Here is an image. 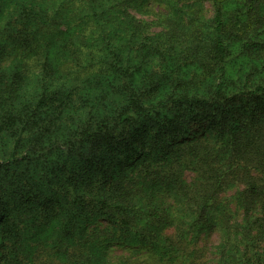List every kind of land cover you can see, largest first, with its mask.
Listing matches in <instances>:
<instances>
[{"label":"trees","instance_id":"trees-1","mask_svg":"<svg viewBox=\"0 0 264 264\" xmlns=\"http://www.w3.org/2000/svg\"><path fill=\"white\" fill-rule=\"evenodd\" d=\"M152 1L164 2L173 13L177 14L180 11L178 3L186 0ZM206 1L211 3L213 9V16L206 27L214 26V30L219 32L221 36H223L226 28L230 27L228 35L234 40H240L247 35L243 34L242 36L236 30L237 24L240 23L238 15L229 13L227 22L222 18L224 15L222 11L223 4L227 0ZM98 2L100 1L88 0L87 11H91V15L84 14L86 17L95 18L98 15L96 11ZM130 2L131 0H116L112 6L122 4L129 6ZM244 5L247 9L244 13L248 18L247 21L251 20L256 29L260 24L264 26V0H244ZM239 11L237 9V12ZM58 19V15H54L51 20L50 16L43 17L38 24V31L43 30L44 35L49 34L52 31L53 24ZM176 19L177 17H173L171 20H166L165 17L160 19L159 16L157 20L173 23ZM130 21L135 28L140 24L134 17H131ZM188 21L192 26L191 16H188ZM244 24L241 25L242 28H244ZM233 27L235 31H233ZM33 33L34 36H38V32ZM19 34L21 35L20 40L23 42L32 38L26 37L22 31ZM199 35L203 34L199 33ZM256 47L264 50V41L249 38L242 45V51L251 52ZM25 48L30 50L32 46H25ZM229 52V48L223 46L222 40L218 37L206 55L209 59L219 63L224 62ZM73 55L79 63L81 54L78 55L73 50ZM212 70H214V66ZM126 75H129V73H126ZM17 80L18 73L13 72L11 85H17ZM223 90L224 83L221 82L213 99L212 97L188 98L183 96L175 100L170 98L169 103L160 106L168 108L174 113L172 120H170L171 132L167 131V124L159 119L160 124L157 125L150 136L139 133L132 134L129 129L136 117L129 113L125 118H122V114L114 115L110 119L101 121L94 128L89 125L85 133L73 135L67 139L66 142L74 143L75 137L77 140L75 143L81 145L80 148L75 147L73 150L77 151V160L82 161V163L70 172L58 167L63 173L64 180L68 183L66 196L64 194L56 196L52 191L47 196L46 192L49 190H45L27 199V195L22 193L23 190L17 184L12 188L5 186V190L10 193L0 194V243L2 239L11 243L16 242L18 241L16 235L17 233L20 234L19 228L16 232H12L10 229L19 227L15 219L10 216L3 218V216L11 214V211H14L15 214L20 208L21 212L31 213L37 210V204H40L42 213L46 215V211L53 209L52 206L56 204L58 205L56 211L62 219L56 227L55 234L68 230L71 225H74L76 221L78 222L79 213L92 210L119 229L118 238L125 237L129 243H150L153 249L168 255L165 257L171 263L176 260L175 258L182 257L184 259H181L183 264L186 261H189L187 264H195L193 249H177L179 239H176L175 242L171 235L161 234L151 225V222L160 220L164 215L168 216L170 210L173 211L179 202H183L190 210L191 218L188 226L190 224L201 226L208 218L214 217L217 220V225L222 229L223 242L221 245H223L229 239L231 240V230L229 229L226 212L220 211L221 213H218L217 216L214 215V212L216 214L218 211L215 204L219 192L232 181H239L244 185L240 193L241 205L247 213L242 231L245 239L244 245L253 244L251 233L253 229L256 230L257 236L259 234V237L264 240V100H262L263 103L253 101L251 105L253 108L249 107L243 113V109L233 107L230 103L242 99L244 94L232 93L225 97ZM262 91H264V85H256L249 91L252 94L251 99L261 98L259 94ZM144 95L151 94L144 93ZM223 99L225 101L223 106L218 112H214L211 108L213 104L210 102H223ZM132 110L138 111L139 109L136 107ZM9 116L10 113L0 117V126L8 130L9 138L14 141V146L11 150H7L10 153L0 161V169L4 170L7 180L9 179L13 183L15 178L12 173L13 166L27 158L28 153L16 154V145L22 137L20 135L15 136L12 132V123ZM195 119L210 120V133L204 138L196 137L177 141L184 137L182 129L186 128ZM24 123H26V120L22 121L21 128H23ZM39 125L35 129H43L42 133L44 135L50 126V121L47 123L41 121ZM31 147L35 148L36 146ZM163 154H165L163 162L156 163L154 167H147L145 161L150 163V160H147L146 157L152 159L161 156L162 158ZM54 160H57V156ZM137 163L145 165V175H142L141 171H137L132 175L128 174L129 169H136ZM184 167L190 168L195 173V179L192 183H188L182 178L181 169ZM99 175L100 178H97L96 176ZM146 176H148L147 180H145ZM80 182H83L81 187H84V191L78 190L80 189ZM148 182H152L160 190L153 194L155 197L157 196L156 202L148 207L146 218H144L153 220L147 221L144 228L141 229L137 228L136 225L141 220L139 218L140 212L146 207L137 208L134 201L136 197H139L143 201V205L148 203L145 194V186ZM38 189L41 191L42 188L38 187ZM12 190H15L16 195H20L14 198L13 201L10 200ZM143 197L145 199L142 200ZM7 202H13V206L8 207ZM254 208L259 210L260 215L249 216V211ZM117 211L119 212L118 215L116 214ZM4 229L8 232L3 233ZM186 231L181 230L179 237L181 238L182 233L184 235ZM109 233L113 238H117L115 231ZM86 244H88L87 240H81L75 247L66 248L67 264H105L103 262L98 263L96 257L90 255L87 256H90L89 258L83 257V250L87 249ZM3 248V244H0V264H4L3 260H6L5 254L7 252L3 253ZM169 251H180L181 253L179 252L180 255L170 256L167 254ZM189 256L191 259H188ZM228 256L229 253L222 246L219 264H264V248L261 251H255L247 250L244 247L239 255L233 253L231 257L228 258ZM36 258L38 256L35 257V260ZM60 263L66 264L65 262ZM37 264H46V262L41 261Z\"/></svg>","mask_w":264,"mask_h":264},{"label":"rangeland","instance_id":"rangeland-1","mask_svg":"<svg viewBox=\"0 0 264 264\" xmlns=\"http://www.w3.org/2000/svg\"><path fill=\"white\" fill-rule=\"evenodd\" d=\"M97 8L102 10L98 13L95 18L86 17L85 15H80L79 12L74 11L76 4H88V0H61L60 7L52 12L51 14L47 9H42L40 4L44 0H0V23L3 27L0 28V67H3L5 63L12 58L13 52H23L25 56L31 55L36 47H38L39 42L47 38L45 48L51 50L60 41L68 38V42L63 45L65 49L68 48L69 44L72 43L71 33L73 28H79L80 31H84L90 24L94 21L103 19L105 16L108 17L107 22H111L116 19L117 16L121 17L127 22V25L132 29V36L130 37V45L132 49H137L143 51L148 49L149 55H159L161 62H166V54L169 52V48L165 47L166 44H170L171 40L178 34H183L184 28H188L190 23L188 21V16L192 17V26H195L196 33L203 34L200 32L201 28H205L211 21L213 16V9L211 3L206 0H186L178 3L179 13H173L169 7L165 5L164 2H153L152 0H131L130 5H116L110 6L104 9L102 7L104 0H99ZM88 9V6H87ZM87 9L81 8V12H87ZM7 14L8 19L5 22L4 17ZM58 15L59 19L52 26V31L49 34L44 35L43 30L38 29L36 31H31L32 25H38L43 17L50 16V20ZM178 15V16H177ZM130 16V17H129ZM165 17L166 20H171L173 17H177L174 22H164L157 20ZM201 16L207 18V23L201 21ZM129 17V18H128ZM134 17L140 24L135 26L131 23L130 18ZM178 21V22H177ZM185 21V23H184ZM249 25H253L251 20H248L243 26L247 29ZM184 26V28H183ZM258 28L262 27L260 24ZM230 27L226 28L223 35H228V30ZM127 30V29H126ZM22 31L26 37H32L26 42L20 40L19 32ZM233 31L235 28L233 27ZM255 35H259L256 28L253 29ZM33 32H38V36H34ZM247 34L244 32V35ZM140 37L139 44H132L131 42ZM231 38V37H230ZM11 45V47H10ZM25 46H32L29 50ZM78 55L80 54L78 49H74ZM26 51H28L26 53ZM89 55H91L89 53ZM231 52L227 56H230ZM226 56V57H227ZM240 56H246L250 60L264 58V50L256 47L251 50V52H241L237 57H233L232 61H226L227 63H232ZM180 59L185 61V65L189 62L187 56L181 55ZM50 63L46 60L45 68H50ZM93 65H89L91 68ZM141 66H136L135 71H140ZM28 66L26 64H20L17 66V70L14 71L18 73L17 85H10V87L15 90L19 87L23 81L25 74L27 72ZM87 71V69H84ZM241 71L243 68L241 67ZM264 72V67L257 68L256 65H252L247 73H244L243 80L240 82V78L237 80H229L227 84L224 83L223 95L226 97L232 93H243L242 99L235 100L231 102L230 105L238 109H243V113L252 107V102L257 101V103L264 100V91L259 95V99H251L252 94L249 93L256 85L262 84L264 82H258L253 84L256 77ZM130 75V73H129ZM167 79L166 75H162L160 80L155 81L151 88H149L146 94H155L160 87L163 85V81ZM264 80V78H262ZM185 82L180 80L177 82V87L184 86ZM229 88L238 89L237 91L229 92ZM215 93L211 96L212 99ZM210 97V98H211ZM223 102L211 101L213 104L211 107L214 112H218L223 106ZM43 103V101H42ZM215 103V104H214ZM263 103V102H262ZM262 105V104H261ZM39 107V106H38ZM257 107V106H254ZM173 112L165 107H160L155 111V115H145L142 118L136 117L134 123L130 127V133L132 134H144L150 136L157 125L160 124L159 119L164 121L168 129L171 132L170 120H172ZM19 118L10 114L9 120H11V130L14 132L15 136H21L22 138L18 141L16 145V154L22 155L24 152L28 153L27 158L20 161L13 166L12 173L15 175L13 183L5 176L4 170L0 169V194L10 193L5 190V186L14 187L16 184L23 190L22 193L27 195V199L32 198L33 195L40 194L45 190L46 195L49 196L50 191L57 195H65L68 189V183L64 180L62 170L68 172L72 171L78 167L82 161L78 159L77 151L73 149L80 148L81 145L75 143L77 140L74 137L75 142H66L60 140H53L45 143V140L54 135L55 130L58 126L54 125L51 120L48 130L45 131L44 135L42 130H36L33 132L39 122L43 121L41 114L38 110L33 111L32 115L26 119L23 128L17 126V120ZM210 120H198L195 119L191 121L186 128L182 129L184 131L183 138L181 137L177 141H182L185 139L204 138L208 133H210ZM40 127V125H39ZM0 161L10 152L8 149H12L14 146V141L9 138V132L3 126H0ZM27 132L29 135H24ZM32 143V144H31ZM31 146H36L31 147ZM31 149H34L33 151ZM57 156V160L54 158ZM147 167L154 166L156 163H161L165 159V154L159 156L158 158L149 159L146 157ZM58 163V165H57ZM137 171H141L142 175H145V165L137 163L136 169H129L128 174L132 175ZM182 178L188 182L192 183L195 179V173L190 168L181 169ZM75 176V175H74ZM70 176V177H74ZM100 178L99 176H96ZM96 179V178H95ZM148 179L146 176L145 180ZM48 181V183H46ZM81 181V180H79ZM46 183V185H45ZM83 182L79 183V191H84V187H81ZM38 187H41L39 191ZM151 188L150 190L148 188ZM244 185L239 181H232L227 184L218 194L216 200V210H218L214 215L224 211L228 215L229 229L231 230V240L221 245L222 241V229L217 225V220L214 217L208 218L203 225L193 226L189 223L191 218L190 210L187 209V205L183 202L185 206L187 216L185 219H181L178 216L172 214V210L169 211V215H164L157 221H152L151 225L164 235H171L173 241L179 239V243L176 246L177 249L183 250L193 249V255L195 264H219V258L221 255V247L223 246L225 251L229 253V257L233 253L241 252V250L246 247L247 250L261 251L264 248V240L257 236L256 230H252L253 244L245 246V239L242 235L244 218L247 215L246 211L241 205L240 193ZM152 182H148L145 186L146 199L148 203L144 205L146 208L140 212V219L146 218L147 209L156 202L155 194L159 191ZM39 191V192H38ZM38 192V193H37ZM20 195L15 194V190H12L10 194V200L13 201L14 198ZM145 197L142 198V200ZM34 200V198H33ZM19 203V198H18ZM8 207L13 206V202L6 203ZM37 210L31 213L21 212V208L15 212L11 211L9 215L3 216V218L10 216L15 219V222L19 224V227L10 228L12 232H16L19 228V233L16 237L18 241L10 242L3 239L0 244H3V253H6V260L4 264H37L41 261L46 262V264H61L60 262H65L67 264V254L66 248H73L76 244L80 243L81 240H87V249L83 250V257L89 258L90 256L96 257L98 263L105 264H183L182 257L175 258L174 262L167 261L164 259L165 256L158 250L153 249L150 243L134 242L129 243L125 237L118 238L120 231L117 227H114L111 222L101 216L95 211H83L80 214L78 222L76 221L74 225H71L68 230L62 231L60 234H55L57 224L54 222L60 218L56 209L58 205L54 204L53 209H48L45 213H42L40 204H37ZM118 211L116 214L118 215ZM193 214V213H192ZM14 215V216H12ZM249 216H257L259 210L254 208L249 211ZM170 217V218H169ZM2 218V217H1ZM153 219H147L151 221ZM34 224V226H32ZM181 230H187L181 238L179 233ZM115 231L116 237L110 236V233ZM8 231L4 229L3 233ZM58 235V236H57ZM221 245V246H220ZM231 249V250H230ZM14 250V251H12ZM180 252V251H179ZM179 252L169 251L167 254L170 256L180 255ZM251 252V251H250ZM249 252V254H250ZM10 253V254H9ZM90 255L89 257H87ZM192 255V256H193ZM35 260V257H37ZM188 259H191L189 256ZM184 260V259H183ZM189 261H186L187 264Z\"/></svg>","mask_w":264,"mask_h":264},{"label":"clouds","instance_id":"clouds-1","mask_svg":"<svg viewBox=\"0 0 264 264\" xmlns=\"http://www.w3.org/2000/svg\"><path fill=\"white\" fill-rule=\"evenodd\" d=\"M60 2L61 0H44L40 7L47 9L51 14L60 7ZM115 2L116 0H104L102 7L109 8ZM81 8L87 9V4L77 3L74 11L80 15H91V11L81 12ZM237 9L240 11L237 12ZM101 10L96 8L97 13ZM222 11L225 22L229 13L238 15L240 23L237 24L236 30L242 36L244 32L247 35L240 40H234L227 34L221 36L214 30V26L201 28L203 35H199L195 26H189L184 29L183 34L176 35L170 44L165 45L169 52L164 63L159 55H149L148 49L140 51L131 48L132 29L119 16L111 22H107L108 17L105 16L94 21L82 32L74 27L70 34L72 43L67 49L63 47L68 42L66 37L51 50L45 48L47 38L41 40L29 56L14 51L12 58L0 67V117L9 113L18 117L19 127L33 111L38 110L45 123L51 120L58 126L54 135L45 140V143H48L57 139L64 141L73 135L85 133L89 125L94 128L101 121L117 114H122V118L129 113L139 118L155 115V111L169 103L170 98H210L221 82L227 84L229 80H237L238 77L242 82L244 73H247L252 65L257 68L264 67V58L250 60L246 56H240L232 63H217L209 59L206 53L218 37L223 46L228 47L231 52V55L225 58L226 61L237 57L242 45L249 38L264 41V26L256 29L259 35L254 34L255 25H249L247 29L241 27L248 19L244 15L247 11L244 0H227ZM7 19L6 14L5 22ZM201 21L207 23V18L201 16ZM2 27L3 24L0 23V28ZM38 28L39 25L34 24L31 31ZM139 42L140 37H137L131 43L138 45ZM74 49H78L81 54L79 63L73 55ZM182 54L187 56L189 61L186 65L185 61L180 59ZM46 60L51 65L48 69L45 68ZM20 64L28 66L27 72L23 83L13 90L10 87L12 73ZM90 64L93 65L91 68L88 67ZM136 66H141L140 71H135ZM162 75L167 76L162 87L155 94L144 95ZM262 78L264 72L256 77L253 84L264 82ZM180 80L184 81L185 85L177 87ZM237 90L228 89L229 92ZM136 107L139 110L133 111ZM36 130L33 129V132ZM24 135L29 133L25 132ZM134 203L137 208L144 206L139 197L135 198ZM172 214L185 219L187 213L183 203L177 204ZM61 219L62 217L58 218L54 223L58 225ZM146 223V219H141L136 227L142 229ZM236 255H239V252Z\"/></svg>","mask_w":264,"mask_h":264}]
</instances>
